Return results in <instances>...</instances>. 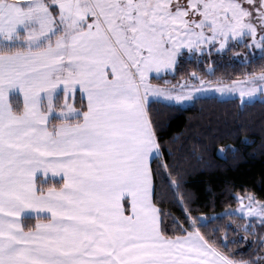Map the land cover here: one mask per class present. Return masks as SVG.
I'll return each instance as SVG.
<instances>
[{"label":"snow or ice","instance_id":"6c2138e0","mask_svg":"<svg viewBox=\"0 0 264 264\" xmlns=\"http://www.w3.org/2000/svg\"><path fill=\"white\" fill-rule=\"evenodd\" d=\"M238 46L243 80L169 79ZM209 90L264 97V0H0V264H264V195L204 215L159 133Z\"/></svg>","mask_w":264,"mask_h":264},{"label":"trees","instance_id":"16d2710c","mask_svg":"<svg viewBox=\"0 0 264 264\" xmlns=\"http://www.w3.org/2000/svg\"><path fill=\"white\" fill-rule=\"evenodd\" d=\"M239 51V54L236 50L221 55L214 53L199 61L187 58L169 79L179 84L196 71L211 81L243 80L258 63L250 65L251 56L245 58L247 51L243 47ZM209 67L214 74H208ZM261 99L242 106L239 98L208 97L198 98L187 107L157 105L154 109L165 147L188 168V186L195 198L193 206L208 217L220 216L234 207L230 197L242 189L264 195V97ZM221 142L235 147L236 151L222 154ZM200 157L203 159L198 163ZM171 211L173 215L180 214L178 206H173ZM229 223L225 218L210 222L208 227ZM228 236L235 238L231 231Z\"/></svg>","mask_w":264,"mask_h":264},{"label":"rangeland","instance_id":"374dc122","mask_svg":"<svg viewBox=\"0 0 264 264\" xmlns=\"http://www.w3.org/2000/svg\"><path fill=\"white\" fill-rule=\"evenodd\" d=\"M242 47H237L235 50L238 52V54L240 53L239 49ZM244 50H246V53H249V49L244 48ZM258 51V50H257ZM259 52V51H258ZM225 84H230V83H225ZM198 98H208V97H214V98H218L219 100H230V99H235L238 98V94H232L231 96H229L228 94H220L218 92H215L214 90H209L206 93H198L197 94ZM197 98V99H198ZM262 97H260L259 95H257L252 102L256 101V100H262ZM193 101H187L184 102L182 104H174V105H178V106H182V107H187L189 106Z\"/></svg>","mask_w":264,"mask_h":264}]
</instances>
